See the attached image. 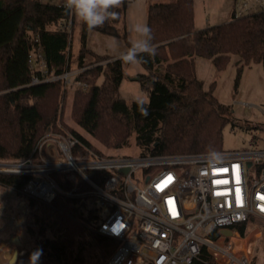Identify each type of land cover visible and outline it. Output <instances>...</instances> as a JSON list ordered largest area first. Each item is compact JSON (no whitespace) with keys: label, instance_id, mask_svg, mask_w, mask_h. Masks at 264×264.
I'll list each match as a JSON object with an SVG mask.
<instances>
[{"label":"trees","instance_id":"obj_1","mask_svg":"<svg viewBox=\"0 0 264 264\" xmlns=\"http://www.w3.org/2000/svg\"><path fill=\"white\" fill-rule=\"evenodd\" d=\"M194 0H175L150 5L155 56L142 54L141 87L148 102L128 103L120 97L125 78L124 62L88 48L91 30L118 36L115 25L124 19L127 1L102 27L88 29L80 22V49L73 61L71 47L76 15L44 0H0V158H28L51 128L70 131L87 152L96 149L74 129H66L63 110L66 90L61 81L31 84L39 74L32 55L41 50L49 74L60 75L72 66L85 68L78 80L88 90H74L73 116L77 125L110 150L130 147L134 137L141 155L174 156L222 151L223 131L237 125L232 106L219 101L215 86L205 88L197 76L196 59L212 60L217 72L238 58L236 87L244 67L264 69V12H255L227 23L195 27ZM71 25V30L65 26ZM96 65V66H94ZM112 155V154H109ZM58 181L65 175H56ZM28 176L0 174V184L24 195ZM68 185V184H67ZM27 197V196H26ZM29 215L38 229L33 252L19 254L16 264H105L118 242L90 227L93 212L87 199L58 197L53 205L27 197Z\"/></svg>","mask_w":264,"mask_h":264},{"label":"built area","instance_id":"obj_2","mask_svg":"<svg viewBox=\"0 0 264 264\" xmlns=\"http://www.w3.org/2000/svg\"><path fill=\"white\" fill-rule=\"evenodd\" d=\"M261 11L264 0H235V18ZM34 56L31 84L89 89L85 68L49 74ZM80 144L50 128L28 158L0 161V174L28 176L23 194L45 204L87 199L90 227L119 244L105 264H264V148L101 156Z\"/></svg>","mask_w":264,"mask_h":264},{"label":"rangeland","instance_id":"obj_3","mask_svg":"<svg viewBox=\"0 0 264 264\" xmlns=\"http://www.w3.org/2000/svg\"><path fill=\"white\" fill-rule=\"evenodd\" d=\"M56 3L58 0H44ZM127 8L124 19L116 26L119 35L112 36L91 30L88 34V48L99 55L108 56L105 60L97 62V65L106 66L111 58H119L121 53L126 52L137 40V34L130 31L134 24L148 23V10L150 5L161 2H172L175 0H126ZM234 0H194L196 27H202L206 23L214 24L226 22L232 12ZM81 19L76 15V23L73 31L71 55L76 61L80 49ZM228 22V21H227ZM219 24V23H218ZM34 54L32 58L34 59ZM240 65L238 58H233L227 68L217 72L209 59L197 58V75L204 80L205 88L214 84L215 94L219 101L225 105L232 106L237 121L236 126L229 124L223 131L224 151L253 150L264 148V69L261 64L244 67L241 80L236 87L237 67ZM96 66V65H94ZM125 78L120 87V97L132 103L134 101L148 102L149 95L141 87L140 75L146 73L141 64H124ZM74 91L66 90V103L63 110V122L66 129H74L87 137L92 145L106 155H139L140 149L133 137L130 147L121 150H110L104 147L98 140L86 134L76 123L73 116ZM10 158H0V161H14ZM21 200H27L25 195H20ZM30 212V210H29ZM38 229L30 215L27 216L25 224L16 229L13 234L18 235L22 244L10 242L12 252L19 254L33 252L36 246L37 236H31L29 229ZM12 232V231H11ZM18 260V259H17ZM17 262V261H16ZM13 263V264H16ZM11 264V263H9ZM260 264V262L258 263Z\"/></svg>","mask_w":264,"mask_h":264},{"label":"clouds","instance_id":"obj_4","mask_svg":"<svg viewBox=\"0 0 264 264\" xmlns=\"http://www.w3.org/2000/svg\"><path fill=\"white\" fill-rule=\"evenodd\" d=\"M124 0H64V7L71 13L77 15L88 29L102 27L110 17L117 15L113 9L119 8ZM130 31L137 34V40L126 51L121 53L120 59L127 64L140 62L141 55L147 54L152 57L156 55V48L151 41L152 30L147 23L134 24ZM39 253H33L30 264H36Z\"/></svg>","mask_w":264,"mask_h":264},{"label":"crops","instance_id":"obj_5","mask_svg":"<svg viewBox=\"0 0 264 264\" xmlns=\"http://www.w3.org/2000/svg\"><path fill=\"white\" fill-rule=\"evenodd\" d=\"M59 1L60 0H58L56 4L59 3ZM234 7H235V2H233L232 4V9H231L232 12L229 14L230 18L229 20H227L228 22L231 20V17L234 12ZM194 13H195V6H194ZM227 21L226 22L218 21L217 23L214 24L206 23L204 26L199 28H197L195 25V27L196 29H203L208 26L227 23ZM210 61L212 62V60ZM196 69H197V59H196ZM202 81L204 82V80ZM27 216H29L28 201L21 200L20 196L17 195V192L14 189L0 184V264L11 263L15 255V252L17 251L12 252L9 245L10 242H13L14 238H19L18 235L13 233L15 232L16 229H20V227L25 224V221L27 220Z\"/></svg>","mask_w":264,"mask_h":264},{"label":"water","instance_id":"obj_6","mask_svg":"<svg viewBox=\"0 0 264 264\" xmlns=\"http://www.w3.org/2000/svg\"><path fill=\"white\" fill-rule=\"evenodd\" d=\"M136 80H140V78H137ZM13 242L18 244V245L22 244V242H21V240L19 238H14ZM18 256H19V251L15 252V255H14L12 261H11V264H13V263H15L17 261Z\"/></svg>","mask_w":264,"mask_h":264}]
</instances>
